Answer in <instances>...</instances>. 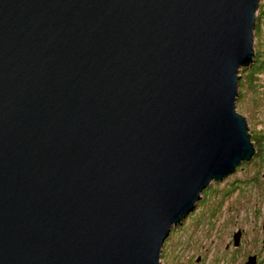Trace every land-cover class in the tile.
<instances>
[{
	"label": "water",
	"instance_id": "95a60500",
	"mask_svg": "<svg viewBox=\"0 0 264 264\" xmlns=\"http://www.w3.org/2000/svg\"><path fill=\"white\" fill-rule=\"evenodd\" d=\"M260 2L0 0V264H161L257 151Z\"/></svg>",
	"mask_w": 264,
	"mask_h": 264
},
{
	"label": "rangeland",
	"instance_id": "374dc122",
	"mask_svg": "<svg viewBox=\"0 0 264 264\" xmlns=\"http://www.w3.org/2000/svg\"><path fill=\"white\" fill-rule=\"evenodd\" d=\"M260 16V17H259ZM260 22V27L262 31L260 34H257L255 30V56L260 55L259 58L264 59V0L260 2V8L257 13V25ZM256 25V29L257 26ZM254 56V58H255ZM243 72V73H242ZM240 72L245 74L246 71ZM243 97L238 95L237 99V108L240 113L246 116L248 120L249 128L253 130L262 131L264 130V71L256 75V80L252 82L253 87H250L246 82L245 77H243ZM242 90V91H243ZM243 169H240L239 172H236L230 176L229 179L220 182L217 185V188H222L226 186L227 181L233 180H244L249 184L260 183V187H264V143H263V153L258 156L257 160L253 164L244 165ZM251 189V188H250ZM249 192L241 197L239 194V200L235 204H240L239 208L241 209V218L238 223H229V230H234L237 226H243L247 229V237H245L246 245V254L253 252L255 246H249L250 242H254L258 251L261 252L263 256L261 264H264V252L262 246V238L264 236V227H259V224L255 220L248 218L246 219V214L249 211H252L256 208V202H261L264 194L259 190V196H254L249 198ZM212 189L206 191L205 197L209 199L212 196ZM216 198L214 196L211 197ZM215 200V199H214ZM208 203V202H207ZM209 204V203H208ZM264 203L259 205V209L263 206ZM231 205V200L230 204ZM208 207V206H207ZM206 207V208H207ZM233 211H230L229 214H233ZM218 219V226L220 223L223 226L222 220ZM264 223V214L260 215L259 221ZM189 222V221H188ZM220 222V223H219ZM191 223V224H190ZM189 228L187 232H184L182 235H179V230L173 232L172 247L169 246L168 253L162 257L161 264H237V259L235 261L231 260L230 253L226 250L225 247L229 238L230 232L223 233L221 231L215 233L214 229L207 231L206 229L198 230V224L196 222H189ZM254 228V231H253ZM189 238V239H188ZM225 239V241H223ZM226 248V249H225ZM229 250V249H228ZM230 251V250H229ZM263 252V253H262ZM203 255V258L200 262H197V257ZM226 255V256H223ZM163 258V261H162ZM242 261V259L239 260Z\"/></svg>",
	"mask_w": 264,
	"mask_h": 264
},
{
	"label": "flooded vegetation",
	"instance_id": "af4514ba",
	"mask_svg": "<svg viewBox=\"0 0 264 264\" xmlns=\"http://www.w3.org/2000/svg\"><path fill=\"white\" fill-rule=\"evenodd\" d=\"M257 56V55H256ZM257 75V74H256ZM256 75L253 76V81L256 80ZM243 77L244 74H241L240 83H239V96L241 95V99L243 97ZM251 82V84H252ZM250 86V85H249ZM254 85H252L253 87ZM251 87V86H250ZM254 88V87H253ZM243 90V91H242ZM251 136H252V142L255 146V149L257 150L254 154L253 158L250 161L244 160L240 165L237 166L236 170L229 173L225 177H223L220 180H213L208 187H206L202 193L201 198L197 201L195 208L186 215L181 222L175 224L172 227V230L169 234V237L165 240L163 245V250L161 253V256L163 257L165 254L168 253L169 246L172 247L173 240L172 234L173 232L179 230L180 234L182 235L184 232L188 231L189 228V222H196L198 224V230L206 229L207 231H210L214 229L215 233L221 231L230 232V238L226 244V250L231 255V260L235 261L237 259V264H261L263 256H261V252L258 251L256 245L254 242H250L249 246H255L253 249V252H249L246 254V245H245V237H247V229L243 226H237L234 230L230 231L228 224L229 223H238L240 219H243V216L241 215V209L239 208L240 204H235L239 200V194L241 197L248 194L249 198H253L254 196H259V193L257 191H261L264 194V187H260V183H253L249 184L248 182H244V180H233V181H227L226 186L222 188H217V185L220 184V182H223L230 178V176L236 172H239L240 169H243L247 164H253L256 162L258 156H260L261 153H263V143H264V130H253L250 128L249 130ZM212 196L216 198H209L205 197L206 191L209 189H212ZM215 199V200H214ZM231 200V205L230 204ZM209 204H208V203ZM264 203V196L261 199V202H256V208H254L252 211H249L246 214V219L251 218L256 221L257 224H259V227H264L263 220L259 221L260 215L264 214V204L259 209V205ZM208 206V207H207ZM207 207V208H206ZM230 211H233V214H229ZM220 217V220H222L223 226L220 223V227L218 226V219ZM219 220V221H220ZM189 221V222H188ZM254 231V228H253ZM189 239V238H188ZM247 239H249L247 237ZM225 241V239L223 240ZM262 248L264 252V236L262 238ZM230 251H229V250ZM262 252V253H263ZM226 256V255H223ZM203 258V255L201 254L199 257H197V262H200ZM242 259V261L239 260ZM163 261V258H162ZM161 262V258H160Z\"/></svg>",
	"mask_w": 264,
	"mask_h": 264
},
{
	"label": "trees",
	"instance_id": "16d2710c",
	"mask_svg": "<svg viewBox=\"0 0 264 264\" xmlns=\"http://www.w3.org/2000/svg\"><path fill=\"white\" fill-rule=\"evenodd\" d=\"M260 17V16H259ZM257 29L256 32L257 34H260L262 31V28L260 27V22H258L257 25ZM260 55L257 54V56H255L254 61L252 62V64L250 66H247L244 69V71H246V73L244 74V77L246 79V82L252 87V80H253V76L256 74H259L260 72L264 71V59L261 57L259 58ZM243 70H241L242 72ZM243 73V72H242Z\"/></svg>",
	"mask_w": 264,
	"mask_h": 264
}]
</instances>
